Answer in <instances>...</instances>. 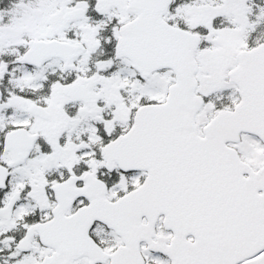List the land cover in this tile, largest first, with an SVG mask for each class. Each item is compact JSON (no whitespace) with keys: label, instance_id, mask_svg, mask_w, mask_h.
I'll use <instances>...</instances> for the list:
<instances>
[{"label":"snow or ice","instance_id":"obj_1","mask_svg":"<svg viewBox=\"0 0 264 264\" xmlns=\"http://www.w3.org/2000/svg\"><path fill=\"white\" fill-rule=\"evenodd\" d=\"M0 264H264V0H0Z\"/></svg>","mask_w":264,"mask_h":264}]
</instances>
